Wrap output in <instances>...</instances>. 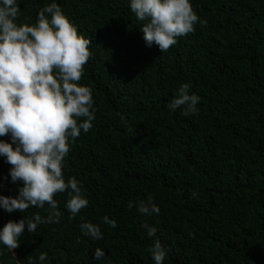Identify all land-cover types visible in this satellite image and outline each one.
<instances>
[{
	"label": "trees",
	"instance_id": "1",
	"mask_svg": "<svg viewBox=\"0 0 264 264\" xmlns=\"http://www.w3.org/2000/svg\"><path fill=\"white\" fill-rule=\"evenodd\" d=\"M52 2L17 0L18 22L34 24ZM55 2L91 41L80 83L92 90L95 119L62 169L89 204L69 219L67 193L56 194L60 222L25 230L14 250L0 242V264H41L42 252L43 264H155L148 250L156 240L163 264H264V0H190L206 26L166 52L145 43L130 0ZM184 83L200 98L196 114L168 108ZM11 167L0 156V195L17 196L22 186ZM148 195L159 214L137 211ZM34 214L46 217L48 206L0 207V230ZM85 221L103 238L85 236Z\"/></svg>",
	"mask_w": 264,
	"mask_h": 264
},
{
	"label": "clouds",
	"instance_id": "2",
	"mask_svg": "<svg viewBox=\"0 0 264 264\" xmlns=\"http://www.w3.org/2000/svg\"><path fill=\"white\" fill-rule=\"evenodd\" d=\"M148 46L155 43L166 52L181 36L206 26L194 11L190 0H130ZM17 0H0V137L11 135V142L0 140V156L12 167V182H22L17 196L0 195V207L7 212H26L30 207L48 214H34L19 221L9 220L0 230V242L10 250L19 247V238L27 230L35 233L40 224H58L62 213L54 197L67 193L66 208L74 219L89 200L75 177L65 178L64 160L81 134L89 132L95 119L92 90L80 83L84 67L91 58V41L78 33L77 27L53 0L39 10L34 24L18 22ZM182 84L169 101L172 111L183 115L198 113L199 96ZM196 192H192L195 197ZM129 201L128 208L133 207ZM139 213L159 214L160 208L148 195L135 202ZM103 222L116 226L108 216ZM149 237L157 229L144 223ZM80 230L93 240L103 238L101 228L92 222H81ZM155 264H163L166 251L159 240L148 250ZM105 255L96 248L94 258ZM41 264L47 253L39 257Z\"/></svg>",
	"mask_w": 264,
	"mask_h": 264
}]
</instances>
